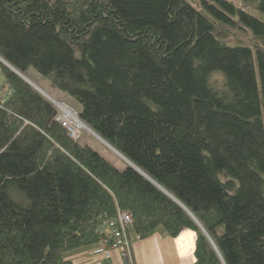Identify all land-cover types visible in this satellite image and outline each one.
Instances as JSON below:
<instances>
[{
    "label": "trees",
    "instance_id": "16d2710c",
    "mask_svg": "<svg viewBox=\"0 0 264 264\" xmlns=\"http://www.w3.org/2000/svg\"><path fill=\"white\" fill-rule=\"evenodd\" d=\"M241 1L264 14V0ZM199 4L0 0V57L74 101L213 242L143 175L73 140L54 104L0 63V264H74L68 254L98 245L118 210L133 216L132 243L191 229L195 264H264V51L218 29L264 41V23L226 0Z\"/></svg>",
    "mask_w": 264,
    "mask_h": 264
},
{
    "label": "crops",
    "instance_id": "0c3cea01",
    "mask_svg": "<svg viewBox=\"0 0 264 264\" xmlns=\"http://www.w3.org/2000/svg\"><path fill=\"white\" fill-rule=\"evenodd\" d=\"M6 89V79L0 68V95ZM197 237L196 232L191 229L183 230L178 238H171L156 232L145 240H134L133 259L135 264H195L194 253ZM97 248L98 245L81 248L69 253L68 259L74 264H101L103 256L95 255ZM113 261L115 264H122L118 253L114 254Z\"/></svg>",
    "mask_w": 264,
    "mask_h": 264
},
{
    "label": "rangeland",
    "instance_id": "374dc122",
    "mask_svg": "<svg viewBox=\"0 0 264 264\" xmlns=\"http://www.w3.org/2000/svg\"><path fill=\"white\" fill-rule=\"evenodd\" d=\"M200 0H189L190 4H192L198 11H203L202 8H200L199 4ZM228 2H231L236 6L237 9L248 12L253 17L258 18L264 23V14L260 12L257 8V3H247L242 2L241 0H226ZM219 32L222 36H225V43H227L229 46H234L237 44H242L244 46L249 45L254 50L257 48H260L264 51V41L260 37H255L253 34L250 33L248 30H242V29H231L226 27H221L218 25ZM222 39V38H221ZM28 76L31 77V79L36 82V84L40 85L42 88L45 89V91L51 95L53 98H55L56 102L59 104H63V106H67L69 109L73 110L77 114L79 113V108L74 103V101L70 100L66 96H64L62 93H58L52 87H50L47 82H45L42 77H40L33 69H30L28 71ZM214 80H217V82L220 84L222 82V77L220 75H215ZM55 106V105H54ZM56 109V106H55ZM62 111V110H61ZM78 118V116H77ZM79 119V118H78ZM75 140L80 141L82 144H88L92 147V149L95 152L100 153L107 161L111 162L118 170H123L128 166V163L122 161L120 157H118L115 153H113L108 146L103 144L100 140L93 137L92 134H90L87 130L83 131L82 134L78 135V133L75 132Z\"/></svg>",
    "mask_w": 264,
    "mask_h": 264
},
{
    "label": "built area",
    "instance_id": "2783aa9c",
    "mask_svg": "<svg viewBox=\"0 0 264 264\" xmlns=\"http://www.w3.org/2000/svg\"><path fill=\"white\" fill-rule=\"evenodd\" d=\"M63 107L68 109L67 112L69 111L70 113L56 106V120L61 124L62 128L64 127L69 132L71 138L75 140V131L72 130L69 118L70 115L78 116V114L65 105ZM133 221V216L129 213L118 210L115 218L102 226V232L105 236L101 238L98 248L95 250V255L103 256L101 264H115L113 261L115 253L119 254L122 264H135L132 249L133 243L127 233L128 229L132 228ZM136 239L141 240L138 236H136Z\"/></svg>",
    "mask_w": 264,
    "mask_h": 264
},
{
    "label": "water",
    "instance_id": "95a60500",
    "mask_svg": "<svg viewBox=\"0 0 264 264\" xmlns=\"http://www.w3.org/2000/svg\"><path fill=\"white\" fill-rule=\"evenodd\" d=\"M0 63L3 64L4 66L8 67L15 75L19 76L20 78H22L27 84H29L32 88H34L38 93H40L45 99H47L49 102H52L55 106L58 107V103L55 102L54 100L52 99H49L45 94L44 92L40 89V88H37L33 85V83L28 79V78H25L23 76L22 73H20V71H18L17 69H15L14 67H12L5 59H3L2 57H0ZM94 132V131H93ZM95 133V132H94ZM97 134V133H95ZM97 136H99L97 134ZM99 138L101 140H103L100 136ZM106 144L110 145L108 142H106L105 140H103ZM111 146V145H110ZM112 147V146H111ZM114 149V148H113ZM116 151V150H115ZM118 152V151H117ZM120 153V152H118ZM121 154V153H120ZM122 155V154H121ZM123 156V155H122ZM124 157V156H123ZM125 158V157H124ZM126 159V158H125ZM127 160V159H126ZM128 161V160H127ZM128 167L129 168H132L134 169L136 172L140 173L141 175H143L149 182H151L152 184H154L155 186H157L162 192L166 193L170 198H172V200H174V202L176 203H179V205L187 212L190 214V216L193 218V220L196 222V224H198V226L201 228L202 232L204 235H206L208 237V239L210 240V242H212V239L210 238V236L206 233L205 229L203 228V226L198 223V221L196 220V218L193 216L192 213H190L186 208L185 206L180 203L177 199H175L169 192L165 191V189L163 190V188L155 181L151 180L143 171H140L139 168H137L133 162L131 161H128ZM213 243V242H212Z\"/></svg>",
    "mask_w": 264,
    "mask_h": 264
},
{
    "label": "bare ground",
    "instance_id": "6f19581e",
    "mask_svg": "<svg viewBox=\"0 0 264 264\" xmlns=\"http://www.w3.org/2000/svg\"><path fill=\"white\" fill-rule=\"evenodd\" d=\"M25 78H28L32 83H33V85L35 86V87H37V88H40L43 92H44V94L49 98V99H52V100H54L55 102H56V100H55V98H53L51 95H49L46 91H45V89L44 88H42L40 85H38V84H36L30 77H28V76H25V75H23ZM58 106L60 107V109H64L66 112H67V110L68 109H65L64 107H63V105L62 104H58ZM67 113H70L69 111L67 112ZM70 120H72V121H74L82 130H87L90 134H92L93 135V137H95V138H97L98 140H100L103 144H105L106 146H108V148L113 152V153H115L118 157H120L121 159H122V161H124L125 163L127 162L128 163V161L120 154V153H118L117 151H115V149H113V147H111L110 145H108V144H106L103 140H101L100 138H99V136H97V134H95L94 132H93V130H91L85 123H83L80 119H78L77 118V116H74V115H70V118H69ZM70 124H71V121H70ZM71 126H72V124H71Z\"/></svg>",
    "mask_w": 264,
    "mask_h": 264
}]
</instances>
